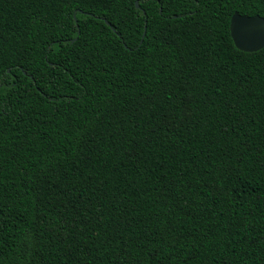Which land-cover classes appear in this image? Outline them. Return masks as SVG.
<instances>
[{
	"label": "trees",
	"instance_id": "1",
	"mask_svg": "<svg viewBox=\"0 0 264 264\" xmlns=\"http://www.w3.org/2000/svg\"><path fill=\"white\" fill-rule=\"evenodd\" d=\"M235 12L264 0H0V264H264Z\"/></svg>",
	"mask_w": 264,
	"mask_h": 264
},
{
	"label": "water",
	"instance_id": "2",
	"mask_svg": "<svg viewBox=\"0 0 264 264\" xmlns=\"http://www.w3.org/2000/svg\"><path fill=\"white\" fill-rule=\"evenodd\" d=\"M136 6L138 2H136ZM230 33L235 46L244 52H257L264 48V18L235 12L231 18Z\"/></svg>",
	"mask_w": 264,
	"mask_h": 264
}]
</instances>
